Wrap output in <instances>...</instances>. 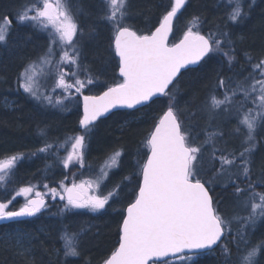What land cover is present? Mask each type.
<instances>
[{
	"label": "snow or ice",
	"instance_id": "1",
	"mask_svg": "<svg viewBox=\"0 0 264 264\" xmlns=\"http://www.w3.org/2000/svg\"><path fill=\"white\" fill-rule=\"evenodd\" d=\"M253 3L254 0H222L217 7L226 9L223 23L213 24L203 15H193L182 38L170 46L169 36L190 0H161L162 11L154 31L149 34L133 30L128 24L132 0H99L97 19L113 34L112 47L119 57L122 77L114 86H106L101 95L83 94L99 81L83 63L80 47L83 28L75 20L69 0H27L11 16L0 17V47L9 43L13 20L48 36L46 52L17 77V91L22 89L40 103L62 107L73 92L83 97L81 134L71 137L70 153L61 157L60 145L49 143L46 130H39L45 141L37 152L56 157L64 169L74 162L84 167L88 143L101 117L116 108L135 109L138 105L154 103V98H168L167 110L144 141L150 154L140 165V183L126 208L119 246L102 264H169L176 257L181 264H192L193 257L217 249L224 258L223 264H262L264 239L254 242L249 233L264 220V191H257L264 188V168L254 170L253 160L256 137L264 133V54L254 57L244 52L247 68L242 65L239 72L227 78L218 75L196 111L185 114L173 91L180 82L181 70H190V65L201 61L207 63L217 53L225 58L229 69L233 68L237 47L229 26L243 23L250 16ZM206 22L211 26L203 32L201 28ZM95 31V26H89V35ZM53 61L55 73L49 72V75L55 83L51 92L57 88L62 90L56 99L47 89L40 91L33 87L38 75L34 71L37 64L51 70ZM245 71L247 74L243 75ZM197 112L207 120L200 131L193 130L191 119ZM232 122L235 127L226 132L223 125ZM123 155V148L114 150L112 165L119 167ZM24 158L23 154L13 153L0 159V186L7 188ZM106 178L104 173L102 179ZM131 179V176L125 177V180ZM217 184L230 190L232 215L224 213L220 200L214 201L210 194V189L214 190ZM42 187L47 189L48 185ZM58 187L60 191L50 189V199L59 197L64 201L57 213H53L61 217L79 209L99 213L110 207V202L116 203L123 191L118 184L102 192L100 182L92 181L79 184L73 181L71 186L61 181ZM36 188L35 185L13 188L12 194L0 200V221H18L47 210L50 205ZM18 197L24 203L16 210L10 206ZM235 209H243L247 214L241 215ZM81 234L70 233L62 223L60 239L64 241L65 264H70V257H80ZM14 239L22 255L30 253L32 237L17 235Z\"/></svg>",
	"mask_w": 264,
	"mask_h": 264
},
{
	"label": "trees",
	"instance_id": "2",
	"mask_svg": "<svg viewBox=\"0 0 264 264\" xmlns=\"http://www.w3.org/2000/svg\"><path fill=\"white\" fill-rule=\"evenodd\" d=\"M15 1L17 0H0V13L11 16L17 9L10 11ZM71 1L78 5L79 10L82 9L83 13L80 14L78 24L83 28V37H88L91 44L90 52L84 54V58L88 61L86 67L99 81L84 94H96L106 86L119 82L117 60L112 47L113 34L97 19L99 0ZM221 2L222 0H190V4L182 10L183 14L179 23L174 26L171 41L175 42L183 35L186 27L190 26L189 21L193 15H203L213 24L223 23L226 9L217 7V4ZM160 3L161 0H132V15L127 21L128 24L133 30L148 34L154 29L162 11L159 7ZM89 26H95V34L89 35ZM210 26L206 22L201 31L206 32ZM229 30L237 47V62L234 63L232 69L228 68L225 58L217 53L207 63L203 61L198 67L186 70L178 77L180 82L173 91L185 114L188 111H196L197 104L214 86L218 75L222 74L227 78L239 72L242 65L247 68L244 63V52L254 57L264 54V0H254L250 16L243 23L230 25ZM28 35H31V39H27ZM34 35L37 33L29 26L18 25L13 20L9 43L6 47H0V159L13 153H20L25 157L18 163L7 188L0 186V198L4 199L12 194L13 188L37 185L36 190L45 195L50 207L38 217L17 224L0 225V264H65L62 247L64 241L60 239L62 223L67 226L70 233H82L79 248L81 255L78 258L70 257V264H86L88 261L91 264H102V261L117 246L124 208L134 199V192L139 184L140 165L147 154V148L143 147L144 141L159 117L167 109L168 98L156 99L154 103L151 102L136 111H117L110 114L96 124L97 132L92 134L88 143L87 149L90 148L91 154L96 157L111 148H123L121 169L114 171L106 181H110L112 186L119 184L122 189L129 182L132 186L130 192L122 191L116 203L110 202L111 206H106V209L99 213L76 210L75 213L65 214L63 217L58 214L53 215L57 213L64 201L59 197L55 200L50 199V189L57 188L60 191L58 185L61 181L67 185L71 184L75 180L72 175L77 168L69 166L64 169L56 157L38 153L37 149L42 147L45 141L39 135V130H46V139L49 143H60L78 131L76 127L78 111L75 109L63 113L41 108L38 110L17 91L19 72L30 59L42 51L41 46L43 48L44 37H39L40 35L32 37ZM246 74L247 71L243 73V75ZM191 119L194 131H200L207 124L205 115L200 112H197V115ZM226 126L227 128L223 127L226 132L235 127L232 124H226ZM200 137L204 139L203 131ZM256 139L257 145L253 160L254 170H259L264 168V133H259ZM35 141H41L42 144L35 146ZM136 151L142 152L137 168L132 162ZM33 153L36 154L32 155ZM61 153L60 151L59 155ZM129 176L132 177L131 181L125 180V177ZM43 184H47L48 188H43ZM257 191H264V188H258ZM210 194L214 201L220 200V208L224 213L232 215L234 209H230L233 200L230 190H224L217 184L214 190L210 189ZM18 200L14 201L10 207L15 208ZM239 214L246 215L247 213L244 211ZM249 234L254 242L264 239V220L259 221L254 232L250 231ZM17 235L33 238L30 253L21 254L14 239ZM232 251L235 255L234 247ZM223 261L224 258L217 249L193 257L192 264H223ZM262 264H264V259H262Z\"/></svg>",
	"mask_w": 264,
	"mask_h": 264
},
{
	"label": "rangeland",
	"instance_id": "3",
	"mask_svg": "<svg viewBox=\"0 0 264 264\" xmlns=\"http://www.w3.org/2000/svg\"><path fill=\"white\" fill-rule=\"evenodd\" d=\"M26 2H27V0H17V1H15V3L11 6L10 11L15 9V8H17L21 3H26ZM69 3L71 5L72 11L74 13V18L77 21V23H79L80 14L83 13V12H79L78 13V10H79L78 5L74 4V2H72L71 0H69ZM3 15H4V13H0V17H2ZM34 31L37 33V35H40V36L44 37V39H45L44 43L40 42L41 44L43 43L42 44L43 48L41 46L42 51H40V53L37 56H35L34 58L30 59L29 62L24 66V68L29 63H31L32 61H37L38 58L40 56H42L47 50V44H48V36H47V34L44 33V32H41V31H36V30H34ZM37 35H34L32 37H36ZM88 40H89L88 37H82L80 39V47H81V51H82V60H83V63H84L85 66H87L88 61L84 58V54L86 52L89 53L90 49H91V44H90V42ZM57 59H59L58 56H57ZM53 65H54L53 68L50 70V69L47 68V66H44L43 68H41L39 66V64H37V66L35 67L34 71L38 75H36V77H35V80L33 82V87L38 89V90H40V91H44L45 89H47V91L53 96V98L56 99V98H58L60 96L62 90L57 88L54 93L51 92V88L54 86L55 81L53 79V76L49 75V72L55 73V61H53ZM24 68L19 72V74L24 70ZM88 71H89V69H88ZM91 73L94 76V73L93 72H91ZM19 74H18V76H19ZM81 78H83V76H81ZM92 86L93 85H91L88 88H86L84 90V92L85 91H89ZM19 93L24 97L25 100L30 101L33 105H35L38 108H41V109H44V110L45 109H49L52 112H58V111L61 112L62 111L63 113L64 112H71V111L75 110L76 107L78 106V104L80 103L79 100H80V97H81L80 95L75 94L73 92V96L70 99L64 100V105L62 107V106H59V105L52 106V105H47V104H44V103H40V102L32 99L27 93H24L22 89L19 90ZM231 124L233 126H235V122H232ZM224 126H225V128H227L226 124H224L223 127ZM96 132L97 131H96V128H95L92 134H95ZM77 134H81V132L76 131L74 135L68 136L63 141H60V143H58L60 145V151L62 152L60 154L61 157H64L68 153L71 152V137H73V136H75ZM42 139L44 140L45 137H43ZM200 139L203 140L201 137H200ZM66 140L68 141L67 144H65ZM41 144H42L41 141H38V142L35 141V146H39ZM143 147H145V146H143ZM114 150H117V148H111V149L107 150L104 154H102L101 156L96 157L95 155L91 154L90 148H89V150L87 149L86 152H85V155H84V167L81 168L79 165L75 164V162L72 165L75 168H77V170L72 175V177H74V179H75L74 182L77 183V184H79L81 181H86V182L87 181H92L94 184H95V182H100V184H101L100 191H102V192L106 191V189H113L114 186H112L109 183L110 181L108 182L106 180L109 179V176L111 174H113L114 171H116V170L118 171V170L121 169V165H122V162H123L122 158H120L119 167H116V166L112 165L111 156H112ZM141 154H142L141 151H136V155L133 156V158H132L133 159V161H132L133 165L134 166L136 165V168H137V165H139V164L136 163V161L140 160ZM72 166H70V167H72ZM104 173H107V178L106 179H102V175ZM35 186H37V185H35ZM131 187L132 186L128 182L123 187V191L125 193H129L130 190H131ZM0 200H3V199L0 198ZM232 201H231L230 209H233V202ZM18 204H20V202H18ZM79 210L89 211L87 209H79ZM235 210H238L239 212H244L243 209H235ZM169 264H181V261L179 260V258H177V259L171 260L169 262Z\"/></svg>",
	"mask_w": 264,
	"mask_h": 264
},
{
	"label": "water",
	"instance_id": "4",
	"mask_svg": "<svg viewBox=\"0 0 264 264\" xmlns=\"http://www.w3.org/2000/svg\"><path fill=\"white\" fill-rule=\"evenodd\" d=\"M179 15V14H178ZM154 31V30H153ZM171 36V35H170ZM169 36V40H168V43L170 42V37ZM182 38V37H181ZM180 38V39H181ZM179 39V40H180ZM179 40L177 41V42H175V43H178L179 42ZM170 45V44H169ZM172 45V44H171ZM170 45V46H171ZM114 55H115V52H114ZM115 57L117 58V60H118V63H119V57H117L116 55H115ZM202 62V61H201ZM200 62V63H201ZM199 66V64H197V65H190L189 66V69H193V68H196V67H198ZM184 71H186V70H181V73L182 72H184ZM117 74H118V77L122 80V77H120V75H119V67H118V69H117ZM106 90V89H105ZM104 90V91H105ZM103 93V91L101 92V93H99V94H97V95H101ZM159 98H161V97H157V98H154V100L155 99H159ZM81 105H80V108H81V119H82V117H83V97H81ZM151 102H149L148 104H150ZM147 104V105H148ZM147 105H138L137 106V108H135V109H128V108H116V109H113L110 113H108V114H106V116H103V117H101L100 119H103V118H106V117H108L110 114H112V113H114V112H117V111H124V110H129V111H135V110H138V109H140V108H142V107H144V106H147ZM167 110V109H166ZM165 110V111H166ZM164 114V113H163ZM163 114L161 115V117L159 118V120L157 121V123L156 124H158L159 123V121H160V119L162 118V116H163ZM155 124V125H156ZM154 128V127H153ZM153 130V129H152ZM148 154H150L149 153V151H148ZM147 154V155H148ZM146 159H147V156H146ZM146 159H145V161L144 162H146ZM140 183V182H139ZM68 186H71V184L70 185H68ZM138 190V189H137ZM127 208V207H126ZM126 208H125V210H124V217L126 216ZM123 217V218H124ZM28 218H31V217H25V218H20L18 221H21V220H25V219H28ZM12 222H16V221H0V225H2V224H8V223H12ZM122 222H123V220H122ZM122 222H121V224H122ZM121 226V225H120ZM119 236H120V232H119ZM119 246V238H118V244H117V246H116V248ZM115 248V249H116ZM115 251V250H114ZM111 255V254H110ZM109 255V256H110ZM172 259V258H171Z\"/></svg>",
	"mask_w": 264,
	"mask_h": 264
},
{
	"label": "flooded vegetation",
	"instance_id": "5",
	"mask_svg": "<svg viewBox=\"0 0 264 264\" xmlns=\"http://www.w3.org/2000/svg\"><path fill=\"white\" fill-rule=\"evenodd\" d=\"M149 34V33H148ZM39 36V35H38ZM39 37H43V36H39ZM172 37V36H171ZM117 64H118V61H117ZM97 94V93H96ZM85 95V94H84ZM88 95V94H87ZM82 97V96H81ZM81 97H80V99H81ZM79 102H80V100H79ZM141 109V108H140ZM76 111H78V113H77V116H78V118H77V123H76V127L78 128V132H80V125H79V121H80V119H81V108H80V103L78 104V106L76 107ZM101 121V120H100ZM99 121H97L96 122V124L98 123ZM20 200H18V202H20V204H18L17 203V205L15 206V209L16 210H18L19 209V207L20 206H22V204L24 203V200L22 199V198H19ZM45 199H46V197H45ZM42 213H43V211H42ZM41 213H39V214H37V216H35V217H38L39 215H40ZM35 217H31V218H28V219H25V220H29V219H32V218H35ZM25 220H21V221H16V222H12L11 224H17V223H19V222H22V221H25ZM2 225H4V224H2Z\"/></svg>",
	"mask_w": 264,
	"mask_h": 264
},
{
	"label": "bare ground",
	"instance_id": "6",
	"mask_svg": "<svg viewBox=\"0 0 264 264\" xmlns=\"http://www.w3.org/2000/svg\"><path fill=\"white\" fill-rule=\"evenodd\" d=\"M34 107L36 108V109H38V110H40L38 107H36L35 105H34Z\"/></svg>",
	"mask_w": 264,
	"mask_h": 264
}]
</instances>
